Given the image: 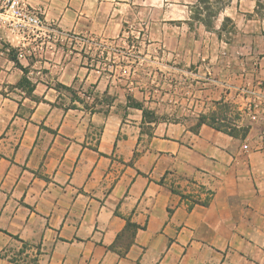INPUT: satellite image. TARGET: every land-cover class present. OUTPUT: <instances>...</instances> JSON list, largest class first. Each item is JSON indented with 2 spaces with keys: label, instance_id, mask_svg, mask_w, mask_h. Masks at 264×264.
I'll list each match as a JSON object with an SVG mask.
<instances>
[{
  "label": "crops",
  "instance_id": "1",
  "mask_svg": "<svg viewBox=\"0 0 264 264\" xmlns=\"http://www.w3.org/2000/svg\"><path fill=\"white\" fill-rule=\"evenodd\" d=\"M20 1L0 264H264V0Z\"/></svg>",
  "mask_w": 264,
  "mask_h": 264
},
{
  "label": "built area",
  "instance_id": "2",
  "mask_svg": "<svg viewBox=\"0 0 264 264\" xmlns=\"http://www.w3.org/2000/svg\"><path fill=\"white\" fill-rule=\"evenodd\" d=\"M6 14L15 22L14 28L18 34L25 40L27 36L37 35L38 33L48 32L49 27L44 24L38 11L26 7L20 0H5ZM49 33L54 38H60L61 34L54 29H49ZM109 42H98V48L102 51L111 48ZM31 52V48L27 44H21L16 48L17 61L25 59L26 55ZM132 71L131 63L126 62L121 67L123 74H130ZM251 118L255 120V114H251ZM246 148V146H244Z\"/></svg>",
  "mask_w": 264,
  "mask_h": 264
},
{
  "label": "rangeland",
  "instance_id": "3",
  "mask_svg": "<svg viewBox=\"0 0 264 264\" xmlns=\"http://www.w3.org/2000/svg\"><path fill=\"white\" fill-rule=\"evenodd\" d=\"M225 0H222V3ZM230 0H227L229 2ZM15 21L6 14V5L5 0H0V51H3L4 43L6 39H12L14 36L19 35L16 29L14 28ZM20 36V35H19ZM7 52V51H6ZM221 125L227 123H220Z\"/></svg>",
  "mask_w": 264,
  "mask_h": 264
},
{
  "label": "trees",
  "instance_id": "4",
  "mask_svg": "<svg viewBox=\"0 0 264 264\" xmlns=\"http://www.w3.org/2000/svg\"><path fill=\"white\" fill-rule=\"evenodd\" d=\"M201 1L204 2L205 0H201ZM3 48H4L3 50L7 51L9 58L11 60H13L19 66V63H18V61L16 59V48L11 47L7 43H4V47ZM61 88L65 89V90H69V88H67V87H61Z\"/></svg>",
  "mask_w": 264,
  "mask_h": 264
}]
</instances>
